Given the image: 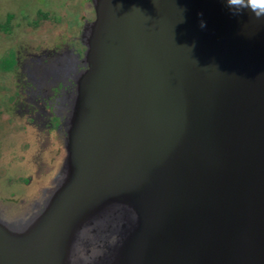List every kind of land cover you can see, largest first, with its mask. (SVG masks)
<instances>
[{
	"label": "water",
	"instance_id": "water-1",
	"mask_svg": "<svg viewBox=\"0 0 264 264\" xmlns=\"http://www.w3.org/2000/svg\"><path fill=\"white\" fill-rule=\"evenodd\" d=\"M92 2L59 175L0 264H264V19Z\"/></svg>",
	"mask_w": 264,
	"mask_h": 264
},
{
	"label": "rangeland",
	"instance_id": "rangeland-1",
	"mask_svg": "<svg viewBox=\"0 0 264 264\" xmlns=\"http://www.w3.org/2000/svg\"><path fill=\"white\" fill-rule=\"evenodd\" d=\"M91 4L92 0H0L1 28L13 27L11 34L0 33V218L6 222L21 221L44 207L65 156L67 118L79 77L89 66L83 62L85 53L80 60L85 69L78 70V56L69 61L68 64L75 66L74 74L69 76L75 82V91L57 130L40 128L41 117L38 120L37 115L30 116L24 111L21 115L16 105L18 71L15 69L20 68V63L28 62L29 53L46 50L51 43L78 46L72 38L80 29V39L88 34L93 21L83 16H93ZM52 47L49 50L54 51ZM50 65L49 77L63 74L57 72L60 68ZM52 119L56 127L58 122Z\"/></svg>",
	"mask_w": 264,
	"mask_h": 264
},
{
	"label": "flooded vegetation",
	"instance_id": "flooded-vegetation-1",
	"mask_svg": "<svg viewBox=\"0 0 264 264\" xmlns=\"http://www.w3.org/2000/svg\"><path fill=\"white\" fill-rule=\"evenodd\" d=\"M91 6L93 9V16H83V19L86 18L89 21H94L96 18V10L93 2ZM11 19L12 17H10L7 24H10ZM6 28L2 29L0 25V33L11 34L13 27H11V29L8 28L9 30ZM80 31L81 29L78 35L72 38V40L77 42L76 44H78V46L71 45L70 43L59 45L56 44L57 42H54V45L51 43L50 45L55 47L54 51L49 50V48L52 47L49 45L48 49H43L39 53H29L28 62L20 63V68L17 67V69H15V72L18 71L16 75V105H19L21 115H24V112H28L30 116L37 115L38 120L41 117V122L39 123L40 128L43 126L49 130L53 128L57 130L59 129V125L62 124V120L66 117L65 111H67L70 105V98L75 91V82L69 78V76L74 74L73 68H75V66L71 65L73 63H68L78 56V70L85 69L80 60L83 58L87 48L83 45L79 37ZM25 56H27V54H24V57ZM20 59L22 58L20 57ZM59 61H62V63H59ZM50 64L60 68L57 72L63 74L49 77L47 69L52 66ZM23 65L24 68L22 67ZM52 118L58 122L56 127H54Z\"/></svg>",
	"mask_w": 264,
	"mask_h": 264
},
{
	"label": "clouds",
	"instance_id": "clouds-1",
	"mask_svg": "<svg viewBox=\"0 0 264 264\" xmlns=\"http://www.w3.org/2000/svg\"><path fill=\"white\" fill-rule=\"evenodd\" d=\"M226 7L233 16L243 15L245 12L256 19H264V0H225ZM203 17V13L199 14ZM200 27H206V21L201 19Z\"/></svg>",
	"mask_w": 264,
	"mask_h": 264
}]
</instances>
